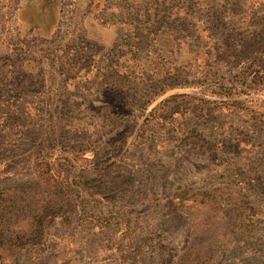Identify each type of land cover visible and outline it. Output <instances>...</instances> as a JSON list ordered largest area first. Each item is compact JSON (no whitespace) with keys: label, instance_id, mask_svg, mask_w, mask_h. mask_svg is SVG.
<instances>
[{"label":"rangeland","instance_id":"obj_1","mask_svg":"<svg viewBox=\"0 0 264 264\" xmlns=\"http://www.w3.org/2000/svg\"><path fill=\"white\" fill-rule=\"evenodd\" d=\"M263 66L264 0H0V191H68L2 264H264V194H197L264 160Z\"/></svg>","mask_w":264,"mask_h":264},{"label":"trees","instance_id":"obj_2","mask_svg":"<svg viewBox=\"0 0 264 264\" xmlns=\"http://www.w3.org/2000/svg\"><path fill=\"white\" fill-rule=\"evenodd\" d=\"M225 16L223 10L217 13V17H221L220 26L222 28H225L228 23L222 19ZM18 31V41L25 43L26 39H23L24 36L20 32L21 30ZM204 31H206V27H204ZM260 77L262 83H264V66ZM195 108L193 107L189 114L198 116ZM260 122L264 128V119ZM238 143L239 141L236 140L235 145L237 146ZM260 165L263 167L260 168ZM46 166L47 168L42 170L50 176L48 179H52L49 174V165L46 164ZM116 170V176H119L118 169L115 168L112 171ZM232 170V176L230 174L232 181L228 190L214 187L208 192L202 191L197 194L202 199L210 196L209 202L211 204L219 205L222 209L227 210V214L230 217L232 216L233 219L230 226L235 227L234 233H241L245 232L250 225L248 219H251L250 212H252V208L258 206L256 196L264 194V189L255 184L264 183V160L261 159V162H258L248 156L240 165H233ZM243 170H249L252 174L246 175ZM52 181L53 183L49 189L38 186L35 189L33 187L28 189L17 187L0 191V264L3 263V260L14 259L16 254L25 248L27 249V247L33 249L36 242L44 238L42 233L45 230V220L58 214L57 212L60 211L59 203L63 194L68 192L57 178L53 177Z\"/></svg>","mask_w":264,"mask_h":264},{"label":"crops","instance_id":"obj_3","mask_svg":"<svg viewBox=\"0 0 264 264\" xmlns=\"http://www.w3.org/2000/svg\"><path fill=\"white\" fill-rule=\"evenodd\" d=\"M32 5H33V3H32ZM30 6V5H29Z\"/></svg>","mask_w":264,"mask_h":264},{"label":"flooded vegetation","instance_id":"obj_4","mask_svg":"<svg viewBox=\"0 0 264 264\" xmlns=\"http://www.w3.org/2000/svg\"><path fill=\"white\" fill-rule=\"evenodd\" d=\"M24 26V25H23Z\"/></svg>","mask_w":264,"mask_h":264}]
</instances>
